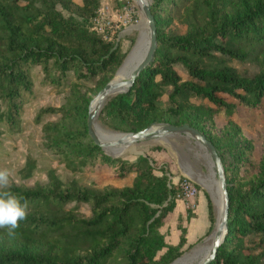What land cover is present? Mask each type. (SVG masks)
Segmentation results:
<instances>
[{
    "label": "trees",
    "instance_id": "trees-1",
    "mask_svg": "<svg viewBox=\"0 0 264 264\" xmlns=\"http://www.w3.org/2000/svg\"><path fill=\"white\" fill-rule=\"evenodd\" d=\"M80 2L29 0L20 5L0 0V135L18 125L22 101L31 94L34 68L42 73L43 85L59 89L71 72L82 79L114 72L121 64L124 54L118 45L90 28L99 0ZM202 3V22L188 21L185 33L175 35L166 30L188 11L192 0H151L153 59L128 91L109 97L99 115L124 133L164 123L188 124L204 134L221 160L228 196L227 234L210 264H264V251L253 254L244 246L249 234L264 237V153L256 161L255 141L230 120L238 105L255 109L264 101V0ZM230 60L251 63L257 72L242 75ZM174 64L184 66L194 81H183ZM164 88L170 89L166 107L160 103ZM87 105L74 90L59 107L42 108L36 123L45 114L59 116L41 125L44 147L71 173L106 171L122 179L135 171L132 183L90 190L76 179L62 181L50 169L45 186H7L4 190L27 204V215L13 235L0 229V264H170L182 254L185 229L178 226L176 245L166 244L159 231L175 200L183 197L181 177L177 184L169 182L176 176L173 171L157 167L147 155L130 159L105 153L87 133ZM220 111L228 121L217 130L214 117ZM259 139L264 147V138ZM34 169L35 160L28 157L20 177L31 178ZM71 202L90 204L91 216L80 218L66 209ZM207 209L209 233L214 214L208 197Z\"/></svg>",
    "mask_w": 264,
    "mask_h": 264
},
{
    "label": "rangeland",
    "instance_id": "rangeland-1",
    "mask_svg": "<svg viewBox=\"0 0 264 264\" xmlns=\"http://www.w3.org/2000/svg\"><path fill=\"white\" fill-rule=\"evenodd\" d=\"M17 1L18 4L25 5L29 0ZM73 2L81 5L80 0H73ZM36 4L40 5L39 2ZM56 9L64 17H68L70 14L62 9L60 5H56ZM71 9L74 10L75 8L71 7ZM205 13L202 0H192L188 11L182 12V15L178 19L173 20L166 32L181 35L187 30L188 21L202 22ZM74 15L76 16V13ZM104 23H108L111 28L106 29ZM89 24L91 30L102 37L103 40L118 45L120 53L124 54L121 64L129 57L139 38L146 42L148 40V31L144 25V19L139 10L137 0H99V7ZM229 62L242 75L251 77L257 72V68L251 63H242L237 60H230ZM173 69L183 81H194L189 76L186 68L181 64H174ZM116 70L82 79H76L75 75L71 72L68 75L67 82L57 89L51 85H43L42 73L38 68H34V81L31 94L22 101L17 119L18 125L13 132L3 131L0 135V169H7L9 171L8 186L33 187L37 184L45 186L48 182L47 173L50 169H54L56 175L62 181L69 183L70 180L76 179L82 186L90 190L121 189L132 183L137 173L135 171L122 179L106 171L100 174L87 172L71 173L58 161L56 155L43 145L44 137L41 125L48 121H55L59 116L45 114L40 117L39 123L35 122V118L42 108L59 107L74 90L78 91L80 98L84 97L87 99L88 114L89 107L94 103L95 95L105 84L116 78ZM169 93L170 89L164 88L160 100L162 107L167 106ZM226 100L230 99L226 98ZM230 120L240 128L247 139L255 141L253 156L256 161H259L261 155L264 153V147L259 139V137L264 138V101L259 108L255 109H244L238 105L230 116ZM227 121L224 112H218L214 117L215 128L222 130L226 126ZM95 124L103 132L112 133L109 135L110 137L124 133L110 128L103 122L100 115H98ZM157 146L161 148L155 150L154 148ZM140 153L154 159L156 164H158L157 167L164 165V167L170 168L173 171V175L180 176L179 187L180 183L188 181L195 187L196 191H208L214 214V224L209 232L210 234L221 213L220 211L218 215L217 196H220V194L217 177L214 174L215 168L212 166L211 160L205 150L190 137L176 135L168 138L166 141L150 139L138 142L124 147L120 152L114 154L116 156L113 157L121 156L133 159V156ZM28 157L35 160V169L31 178L22 179L19 171L24 167ZM155 174L158 173L155 172ZM170 181L171 178H169ZM66 209H73L74 213L80 218H89L91 216L90 204L71 202L66 206ZM196 223L198 225L204 224V215L200 208L197 212ZM208 236L198 240L190 248L183 250L181 255L189 259L187 264H197L205 255L207 250L203 246L209 240ZM244 246L248 248L250 253L258 254L264 251V237L254 233L249 234L244 238ZM195 250H199V253L197 252L192 257L191 254ZM163 251H159L156 256L158 257Z\"/></svg>",
    "mask_w": 264,
    "mask_h": 264
},
{
    "label": "water",
    "instance_id": "water-1",
    "mask_svg": "<svg viewBox=\"0 0 264 264\" xmlns=\"http://www.w3.org/2000/svg\"><path fill=\"white\" fill-rule=\"evenodd\" d=\"M137 2L139 10L144 19V25L146 26L148 31L146 49L141 55H139L140 57L136 61L134 67L132 68L126 79L109 81L95 95L94 103L89 107L87 114V133L92 141L109 155L116 154L117 152H120V150H122L124 147L134 145L141 141L150 139H161L163 141H166L168 138L176 135H185L190 137L194 142L199 144L205 150L211 160L212 166L215 168L214 174L217 177L218 190L222 205L220 216L217 218L215 226L208 236L210 240V246L207 249L205 255L197 263L210 264L216 256L218 247L226 237L228 212V196L226 192L224 171L221 160L212 143L208 141L204 134L188 124H153L136 132L118 134V136L114 140L102 139L96 132L95 122L104 102L111 94L115 95L128 91L129 88L133 85L136 77L152 61L154 52L156 50V28L150 12L151 2L150 0H137ZM126 61L127 58L116 70L115 76H118L120 74V69ZM188 261L189 259L187 257L181 255L174 259L170 264H187Z\"/></svg>",
    "mask_w": 264,
    "mask_h": 264
},
{
    "label": "crops",
    "instance_id": "crops-1",
    "mask_svg": "<svg viewBox=\"0 0 264 264\" xmlns=\"http://www.w3.org/2000/svg\"><path fill=\"white\" fill-rule=\"evenodd\" d=\"M171 182L177 184L178 177H171ZM207 197L210 200L208 191L197 190L192 197H182L175 200L172 211L168 213L164 225L159 229L160 233L164 236L166 244L176 245L178 243L180 235L178 226L185 229V244L182 247L183 249L208 236L209 233L207 232L210 223L207 213ZM199 208L204 215L203 225H198L196 223Z\"/></svg>",
    "mask_w": 264,
    "mask_h": 264
},
{
    "label": "clouds",
    "instance_id": "clouds-1",
    "mask_svg": "<svg viewBox=\"0 0 264 264\" xmlns=\"http://www.w3.org/2000/svg\"><path fill=\"white\" fill-rule=\"evenodd\" d=\"M9 184V171L0 169V229L13 235L18 223L27 215V204L21 202L16 194L4 190Z\"/></svg>",
    "mask_w": 264,
    "mask_h": 264
},
{
    "label": "bare ground",
    "instance_id": "bare-ground-1",
    "mask_svg": "<svg viewBox=\"0 0 264 264\" xmlns=\"http://www.w3.org/2000/svg\"><path fill=\"white\" fill-rule=\"evenodd\" d=\"M146 41L141 40L140 38L138 39L134 50L131 52V54L129 55V57L127 58V61L123 64V66L120 69V74L118 76H116V78L114 80H122V79H126L129 75V73L131 72L132 68L134 67L136 61L138 60V58L140 57L139 55H141L144 50L146 49ZM114 94H111L109 97L111 98V96H113ZM108 99V98H107ZM96 132L98 134V136L102 139H109V140H114L117 136L114 135L113 137H110L109 135H111L112 133H105L102 130H100L97 126H96ZM158 141V139H157ZM114 155V154H111ZM217 202H218V215L221 211V201H220V196H217ZM210 246V240H207L204 243V249L207 250ZM202 247V248H203ZM201 250V249H200ZM199 253V250H195L194 252H192L191 256L193 257V255H196V253Z\"/></svg>",
    "mask_w": 264,
    "mask_h": 264
},
{
    "label": "built area",
    "instance_id": "built-area-1",
    "mask_svg": "<svg viewBox=\"0 0 264 264\" xmlns=\"http://www.w3.org/2000/svg\"><path fill=\"white\" fill-rule=\"evenodd\" d=\"M104 25H106L104 26L106 29L111 28V26L108 23H104ZM180 189L183 198L192 197L196 193L195 187L188 181H183L182 183H180Z\"/></svg>",
    "mask_w": 264,
    "mask_h": 264
}]
</instances>
